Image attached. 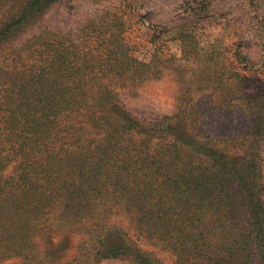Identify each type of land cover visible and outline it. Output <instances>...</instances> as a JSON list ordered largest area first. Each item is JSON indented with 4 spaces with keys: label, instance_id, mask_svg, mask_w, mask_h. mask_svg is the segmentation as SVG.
Masks as SVG:
<instances>
[{
    "label": "rangeland",
    "instance_id": "1",
    "mask_svg": "<svg viewBox=\"0 0 264 264\" xmlns=\"http://www.w3.org/2000/svg\"><path fill=\"white\" fill-rule=\"evenodd\" d=\"M33 1L0 0V264H264L223 175L264 199V0Z\"/></svg>",
    "mask_w": 264,
    "mask_h": 264
},
{
    "label": "trees",
    "instance_id": "2",
    "mask_svg": "<svg viewBox=\"0 0 264 264\" xmlns=\"http://www.w3.org/2000/svg\"><path fill=\"white\" fill-rule=\"evenodd\" d=\"M57 0H34L33 4L31 6V11L35 12L36 10H42L45 7L50 6L52 3H54ZM31 12V13H32ZM30 16V15H29ZM26 21V20H24ZM23 22H18L15 24V26H12V28H10V35H16L18 34L26 24H24ZM169 120V119H168ZM166 120L165 123H159L156 125L157 129L165 130L166 127L164 126L166 124V122L168 121ZM200 145H202L199 142H188L186 149L189 153H194L196 152L198 149H200ZM259 155L258 153H255V157H257ZM254 157V155H253ZM252 159V158H251ZM261 165L259 164L258 161H249L246 163V168L248 170H250L251 173H253L255 178H258L257 180H259L261 178L258 170L260 169ZM227 174H223L226 178L230 179V182H240L239 186L241 188V192L238 193V195L243 194V198L242 196L237 195L236 197V202L237 203H233L232 209L233 211H240L241 209H243L245 212L254 215V214H264V199H262L261 195H259V190H257V192H255L254 196H252V198L249 200L247 199V196L244 195L243 190L245 188V185L243 184V182L241 181V174H239L236 170H234L233 172L230 169H227ZM222 179V178H219ZM220 182H222V180H220ZM253 204L254 208L253 210L258 209L256 212L252 211L251 208H249L247 205L248 204ZM239 209V210H238ZM252 212V213H251Z\"/></svg>",
    "mask_w": 264,
    "mask_h": 264
}]
</instances>
